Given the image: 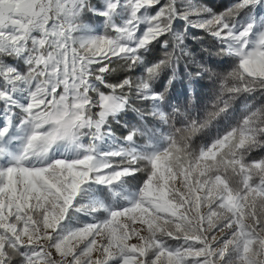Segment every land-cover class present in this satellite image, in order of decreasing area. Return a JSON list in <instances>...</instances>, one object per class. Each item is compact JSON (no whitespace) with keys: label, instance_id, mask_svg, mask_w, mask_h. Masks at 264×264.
I'll return each instance as SVG.
<instances>
[{"label":"snow or ice","instance_id":"snow-or-ice-1","mask_svg":"<svg viewBox=\"0 0 264 264\" xmlns=\"http://www.w3.org/2000/svg\"><path fill=\"white\" fill-rule=\"evenodd\" d=\"M257 149L264 0H0V264H264Z\"/></svg>","mask_w":264,"mask_h":264},{"label":"trees","instance_id":"trees-1","mask_svg":"<svg viewBox=\"0 0 264 264\" xmlns=\"http://www.w3.org/2000/svg\"><path fill=\"white\" fill-rule=\"evenodd\" d=\"M201 3H205L211 7H213L215 10L223 11L226 6L233 3L234 0H199ZM179 31H183V28L178 26ZM185 43L188 46V49L194 54L195 58L199 61L201 58H203V62L205 63H211L213 67H216L220 64V57L216 55V47L214 45V42L210 36H208L206 33L202 31H197L194 29H189L186 41ZM162 53L160 52L159 48L157 47L156 50L151 54V58H157L160 57ZM184 61H181V67L183 68ZM191 66V65H190ZM227 67V65H225ZM139 69L136 70L134 73H126L127 75H132L134 78L136 75L139 74ZM124 73L116 72L113 74L112 82H118L120 78ZM206 85V86H205ZM161 90L163 88V82L160 85ZM193 88L195 89L198 99L200 100L201 104L208 103L209 99L214 95L215 88L212 85V83L207 79H202L199 83L194 84ZM185 89L184 87L177 86L175 90L168 93L169 98H177L179 100V106L181 108L184 107L185 104H190L192 102L191 94H189L187 97L184 95ZM261 97L257 95V98L255 100V104L257 106L260 105ZM175 102V101H174ZM237 104H240V101L236 102ZM136 108L140 109L142 112L145 113L147 116L146 121L140 120L139 113L133 112L129 110L127 113H125L122 117V121H128L130 123L136 124L138 126L147 124L148 127H151L153 123L155 122V118L151 117L150 115H147L150 112V102L145 104L142 102L137 101L134 105ZM242 107V105H241ZM113 128L119 135L121 132L125 131V129L122 127V125L113 124ZM203 141L197 140V144L202 143ZM260 155H264V149H257L254 153V157H258Z\"/></svg>","mask_w":264,"mask_h":264}]
</instances>
